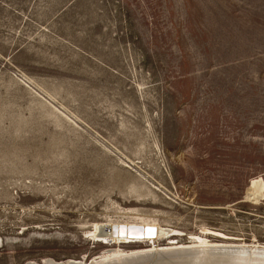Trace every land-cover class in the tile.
<instances>
[{
	"label": "rangeland",
	"instance_id": "rangeland-1",
	"mask_svg": "<svg viewBox=\"0 0 264 264\" xmlns=\"http://www.w3.org/2000/svg\"><path fill=\"white\" fill-rule=\"evenodd\" d=\"M143 220L264 245V0H0V264Z\"/></svg>",
	"mask_w": 264,
	"mask_h": 264
},
{
	"label": "bare ground",
	"instance_id": "bare-ground-1",
	"mask_svg": "<svg viewBox=\"0 0 264 264\" xmlns=\"http://www.w3.org/2000/svg\"><path fill=\"white\" fill-rule=\"evenodd\" d=\"M262 196V190L253 188H250L247 194L248 199H259ZM206 234L229 239L218 233L206 232ZM173 235V232L162 230L159 225L146 220L142 223L97 225L92 238L100 244L110 247L113 246L112 244H149V248L130 252L111 249L87 263L81 260L60 263L44 260L43 264H264V245L212 243L202 237L196 238L193 244L185 245L172 239ZM160 239L169 240V244L157 245Z\"/></svg>",
	"mask_w": 264,
	"mask_h": 264
},
{
	"label": "crops",
	"instance_id": "crops-1",
	"mask_svg": "<svg viewBox=\"0 0 264 264\" xmlns=\"http://www.w3.org/2000/svg\"><path fill=\"white\" fill-rule=\"evenodd\" d=\"M216 26V25H215ZM209 31V30H208ZM216 32V31H215ZM216 34V33H215ZM227 38V37H226ZM227 39H229V38H227Z\"/></svg>",
	"mask_w": 264,
	"mask_h": 264
},
{
	"label": "water",
	"instance_id": "water-1",
	"mask_svg": "<svg viewBox=\"0 0 264 264\" xmlns=\"http://www.w3.org/2000/svg\"><path fill=\"white\" fill-rule=\"evenodd\" d=\"M109 230V229H108Z\"/></svg>",
	"mask_w": 264,
	"mask_h": 264
}]
</instances>
